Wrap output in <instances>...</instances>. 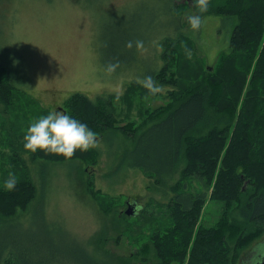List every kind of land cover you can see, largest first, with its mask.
Listing matches in <instances>:
<instances>
[{"label": "rangeland", "instance_id": "374dc122", "mask_svg": "<svg viewBox=\"0 0 264 264\" xmlns=\"http://www.w3.org/2000/svg\"><path fill=\"white\" fill-rule=\"evenodd\" d=\"M188 2L0 0V62L14 75L11 80L14 86L12 106L6 108L0 104V119L3 126L8 122L18 124L19 127L14 125L13 129H17L15 136L20 135L4 147L6 139L2 134L0 186L4 189V180L14 173L18 180L26 176L35 187V197L25 211L0 219V235L13 237L14 233L29 230L38 241L30 246L32 250L37 249L36 254L25 247L18 251V246L10 242L11 251L8 252L15 260L8 256L3 264H33L56 251H63L69 259L77 260L80 258L73 251L75 242L74 248L100 261L162 264L156 259L152 246L143 245L147 244L151 227L166 221L165 215L171 211L168 204L176 194L193 197L205 194V202L181 254L185 252L184 260L169 264H187L199 228H221L228 234L232 243L222 244L228 264H243L246 253L264 239V229L238 215L245 196H241L239 202L211 200L216 179L206 185V179H200L198 172L188 173L195 163L206 162V159L193 154L186 144L165 183L126 164L138 132L133 138L126 135L122 138L115 132L118 140L113 141L107 136L109 133L103 136V140L96 143L97 148L92 147L99 150L95 164L90 163L91 158L70 159L50 152H47L48 158L32 160L30 150L24 147V134L29 124L53 108L66 113L63 104L73 93L84 94L90 99L94 95H89L91 91L102 96L117 94L120 96L116 102L118 107L114 109L117 121L124 125L127 121L133 122V127H139L140 132L143 127L153 126L155 122L151 120L150 112L167 103V93L175 88L159 84L158 79L156 84L163 88L151 94L138 81L154 71L163 73V39L167 37L172 38L177 52H167L169 69L166 75L179 81L178 92L182 93V99L199 79L210 77L223 80L225 84L223 102L209 110V124L197 127L192 137L207 139L213 131H225L230 126L231 134V108L234 106L237 110L244 104L252 106L256 102L250 93L256 91L255 75L251 77L252 60L248 67L236 64L237 80L234 83L222 75L226 67L220 53L231 52L230 39L239 15L231 8L230 0H208V10L201 14L202 24L193 30L188 17L198 14L199 0L189 5ZM125 36L133 43L131 53L120 61L112 59L109 52L120 46ZM137 41L142 42L141 46H137ZM234 56L236 60L239 57L249 60L245 53ZM243 69L247 75L238 92L242 81L238 73ZM263 81L259 79V82ZM127 85L131 86L127 92L130 96L124 97ZM131 96L135 97L132 102L129 101ZM173 99V105L177 106L178 98ZM238 116L235 114V120ZM255 131H261L264 136L263 127L255 125ZM258 160L264 163V155ZM219 169L220 162L216 173ZM242 179L238 186L241 191L249 182ZM177 183L178 188L173 190ZM90 188L100 190L113 200L107 213L100 210ZM133 201L136 202V214L127 217L124 214L126 206ZM61 232L69 235V240L64 241L67 238Z\"/></svg>", "mask_w": 264, "mask_h": 264}, {"label": "trees", "instance_id": "16d2710c", "mask_svg": "<svg viewBox=\"0 0 264 264\" xmlns=\"http://www.w3.org/2000/svg\"><path fill=\"white\" fill-rule=\"evenodd\" d=\"M188 1L189 5L194 0ZM230 1L231 8L235 10L239 17L230 39L231 52L220 53L221 56L219 55L220 58L222 57L225 60L224 66L226 69L222 72V75L226 77L227 81L234 83L237 80L236 64L242 63L245 67H248L251 66L252 60L251 77L255 75L256 90L250 92L253 94L251 98L256 101L252 106L244 104L243 107L240 106L237 110L234 106L231 108L230 123L233 125L231 134H229L230 126L225 131H213L207 139L192 137V135H195L197 127L209 124V110L216 109L218 104L223 102L225 84L223 80H213L210 77L199 79L191 92L183 95L182 99V93L178 92L179 81L166 75L169 69L166 62L167 52L170 51L172 54L177 52L176 44L171 41L172 38L170 37L163 39V73L158 74L154 71L149 76L153 80L156 78L155 83L159 79V84L172 85L175 89L167 93V103L165 102L164 105L154 109L157 110L156 113H153L154 110L150 112L149 116L155 122L153 126L143 127L140 132L139 127H133V122L127 121L124 125L117 121L114 116V109H117V106H114L113 101L116 98L120 100V97L116 96L96 97L91 100L84 94L73 93L64 102L63 108L67 114L87 123L96 133V137L104 136L109 132L112 134L119 132L122 137L126 135L133 138L138 132L135 147L131 157H126V164L130 167H137L153 177L156 176L155 180L160 183H165V180L173 173V169L179 161L182 146L186 144L193 154L206 159V162L195 163L188 169V173L198 172L200 179H206V185H210L213 179H216L210 199L230 203L232 201L239 202V198L245 196L244 203L238 210L239 217L264 229V163L258 160V157L264 155V136L261 131H255V125L264 128V81L259 82V79H264V0ZM198 14H202L200 10ZM177 21L179 20L177 19ZM129 41H131L130 38L125 36L122 44L110 51L109 56L120 61L124 55L130 54L132 46H127ZM240 53L247 54L249 60L241 57L236 60L234 55ZM230 56H232V59L229 58ZM8 69L7 65L0 62V104L6 108L12 106L14 96V86L11 82L14 75ZM238 75L242 80L239 84V92L243 86V77L247 74L245 75L243 69ZM136 77L141 79L138 75ZM166 77L169 79H165ZM128 89H131V86H126L122 96H130L127 93ZM144 89L146 91L145 87ZM132 98L135 97L131 96L129 98L130 102H132ZM173 98H178L179 103L177 106L173 105ZM235 114H239L236 120ZM14 125L19 127L18 124L12 122H8L3 126L0 119V147L2 146L3 133V137L6 139L3 143L4 147L5 144L11 143L12 140L20 137V135L15 136L17 129H13ZM80 152V150H77L70 159H76V157L81 160L85 157L91 158V164L97 161L94 150L83 151L87 153L82 157L79 155ZM30 157L34 160L43 159V157L48 158V155L46 151L37 150L35 152L30 151ZM219 162L220 169L216 173ZM241 177L249 180L243 191L238 189ZM18 181L19 183L12 191H6L0 186V219L12 217L16 215L17 211H25L35 197V187L27 180L26 176ZM91 185L93 186L92 183ZM177 188L178 183L173 190ZM90 190L93 196L96 197L100 210L107 213L109 204L113 200L110 201V197L102 194L100 190H94V188L93 190L90 188ZM204 195L193 197L191 195L180 196L176 194L168 204L171 211L165 215L166 221L163 224L151 227V232L146 237L147 244L143 247L152 246L156 259L162 264L184 260L185 252L183 255L181 254L193 234L200 210L205 202ZM62 234L67 238L64 241L69 240V235ZM3 235H0V264H3L8 256H12L8 252L11 251L9 248L10 242L18 246V251L25 247L36 254L37 249L32 250L30 246L33 242L38 241L31 231L25 230L24 232H18V234L14 233L13 237H9L7 234L3 238ZM227 241L232 243L228 234L221 228L213 227L208 230L199 228L192 241L187 264H228V256L222 247V244ZM73 244V251L80 259H69L63 251H56L55 253L58 254L43 256L44 258L36 259L37 262L33 264H112L109 260L100 261L85 251L80 252L74 248L77 243ZM26 252L31 257L33 256L28 251ZM13 259L15 260L14 257Z\"/></svg>", "mask_w": 264, "mask_h": 264}, {"label": "clouds", "instance_id": "9594fccd", "mask_svg": "<svg viewBox=\"0 0 264 264\" xmlns=\"http://www.w3.org/2000/svg\"><path fill=\"white\" fill-rule=\"evenodd\" d=\"M201 13L208 10V0H199ZM200 14L190 15L188 22L193 30L199 29L202 24ZM142 42L137 41V46ZM128 47L132 42H128ZM151 94L158 93L163 86L156 84L151 76H146L138 81ZM24 147L30 151L42 150L71 158L77 150L87 151L96 146V133L89 125L76 117L60 112L53 108L29 124L24 134ZM19 183L17 176L10 173L3 182L6 191H12Z\"/></svg>", "mask_w": 264, "mask_h": 264}, {"label": "water", "instance_id": "95a60500", "mask_svg": "<svg viewBox=\"0 0 264 264\" xmlns=\"http://www.w3.org/2000/svg\"><path fill=\"white\" fill-rule=\"evenodd\" d=\"M137 207H136V202L135 201H133V203L132 202H128V204H127V208H126V210H125V215L126 216H133V215H135L136 214V211H137V209H136ZM263 242V241H262ZM262 242H260V243H262ZM260 243L259 244H256L253 248V251H251V252H249V253H247L246 255H245V257H244V259H245V262H249L253 257H254V255H255V253H256V251H257V249H258V247H259V245H260ZM261 264H264V255H263V257H262V259H261Z\"/></svg>", "mask_w": 264, "mask_h": 264}, {"label": "crops", "instance_id": "0c3cea01", "mask_svg": "<svg viewBox=\"0 0 264 264\" xmlns=\"http://www.w3.org/2000/svg\"><path fill=\"white\" fill-rule=\"evenodd\" d=\"M90 94H94V95H91L92 97V99L91 100H94L96 97H109V96H116V97H120L119 95H117V94H114V93H109V94H107V95H105V96H102V95H100V93L99 92H94V91H91L90 93H89V95ZM89 98V97H88ZM117 101H119V99L118 98H116L114 101H113V104H114V106H117L118 104L116 103ZM118 107V106H117ZM108 134V133H107ZM106 135V134H105ZM104 135V136H105ZM107 136H111V140L113 141L115 138L117 139V136L118 135H115V134H112V133H110L109 132V135H107ZM122 137V136H121ZM98 138V139H97ZM123 138V137H122ZM96 140H97V143L98 142H100V141H102L103 140V136H101V137H96ZM118 140V139H117ZM116 145H119V144H117L116 143ZM96 148H97V146H95ZM94 150L95 152H96V155H97V157H98V155H99V150H95L94 148H90V150ZM81 153V156L80 157H82V156H84L85 155V153H87V152H83V151H81L80 152ZM142 171V170H141Z\"/></svg>", "mask_w": 264, "mask_h": 264}, {"label": "flooded vegetation", "instance_id": "af4514ba", "mask_svg": "<svg viewBox=\"0 0 264 264\" xmlns=\"http://www.w3.org/2000/svg\"><path fill=\"white\" fill-rule=\"evenodd\" d=\"M262 241H263V242H262ZM260 242H262V243H260ZM260 242L257 243V244L260 243V245H259V247H258V249H257V251H256V253H255V255H254V257H253L248 263L245 262V259H244L243 264H261V259H262L263 255H264V239L261 240ZM255 245H256V244H255ZM255 245H254V246H255ZM254 246H253V247H254ZM253 247H252V249L249 250L247 253L253 251V249H254ZM247 253H246V254H247Z\"/></svg>", "mask_w": 264, "mask_h": 264}]
</instances>
